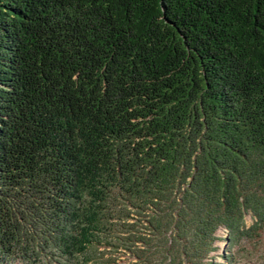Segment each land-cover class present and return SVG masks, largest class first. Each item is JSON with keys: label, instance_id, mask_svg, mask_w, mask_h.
<instances>
[{"label": "trees", "instance_id": "trees-1", "mask_svg": "<svg viewBox=\"0 0 264 264\" xmlns=\"http://www.w3.org/2000/svg\"><path fill=\"white\" fill-rule=\"evenodd\" d=\"M217 242L264 244V0H0V264Z\"/></svg>", "mask_w": 264, "mask_h": 264}, {"label": "rangeland", "instance_id": "rangeland-1", "mask_svg": "<svg viewBox=\"0 0 264 264\" xmlns=\"http://www.w3.org/2000/svg\"><path fill=\"white\" fill-rule=\"evenodd\" d=\"M240 243L241 244L238 247H232L229 249L232 254L236 253V257L234 256V258H232L233 261H231V263H226V253L224 251L226 244L217 242L218 249L214 252V255L210 261L215 262L214 264H264V244L261 248L259 247L257 249H250L244 245L243 242ZM231 253L230 256L232 257Z\"/></svg>", "mask_w": 264, "mask_h": 264}]
</instances>
